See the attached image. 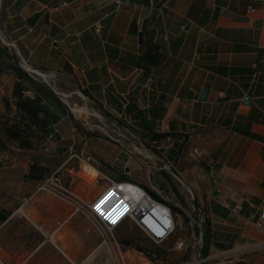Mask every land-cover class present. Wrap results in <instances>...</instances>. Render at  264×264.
Masks as SVG:
<instances>
[{"label": "crops", "instance_id": "1", "mask_svg": "<svg viewBox=\"0 0 264 264\" xmlns=\"http://www.w3.org/2000/svg\"><path fill=\"white\" fill-rule=\"evenodd\" d=\"M250 2L4 0L0 15V44L26 73H52L79 91L63 94L68 105L45 84L65 106L56 136L65 126L74 131V113L85 109L105 118L89 131L129 125L141 134H170L169 155L181 146L171 158L174 171L191 193L206 195L214 244L248 249L223 264H264V221L253 225L264 203V9L250 11ZM151 44L161 61L145 70L140 56ZM13 81L10 70L1 72L0 114ZM203 89L208 97L200 102ZM8 148L0 151V216L11 212L7 223L20 215L35 229L55 224L51 239L77 215L57 212L39 183L24 181L34 152ZM223 203L242 210L229 216Z\"/></svg>", "mask_w": 264, "mask_h": 264}, {"label": "rangeland", "instance_id": "2", "mask_svg": "<svg viewBox=\"0 0 264 264\" xmlns=\"http://www.w3.org/2000/svg\"><path fill=\"white\" fill-rule=\"evenodd\" d=\"M3 3L4 0H0V14ZM53 82L50 86L70 105V98H64V95L74 98L71 93L77 94L79 91L65 79ZM90 113L85 109L75 112L74 116L79 120L75 130L62 127L59 135L35 150L29 161L35 160L46 166L49 170L47 176H52L55 182L87 205L102 193L108 182L106 179L116 180L124 176L184 214L186 221L179 213L175 214V231L160 245L149 241L127 220L123 221L113 234L128 249L129 261L142 264L148 261L155 264H223L226 257L246 254L248 249L241 252L219 250L211 238L206 245L203 244V230L209 226L210 232L214 231L211 228L212 215L205 205L206 195L191 193L188 182L176 174L172 159H169L168 146L171 142L168 139L151 142L147 134L136 132L129 125L126 131L121 132L116 130L113 133L105 129L89 131L90 125H102L105 119L100 114L93 116ZM69 121H73L72 117ZM42 193L52 199L51 205L57 212L68 215L73 211L69 204L52 194ZM85 204H82L84 208ZM18 216L0 224V258L8 264H111L99 233L94 232L80 216L69 219L52 237L55 245L49 239V235L55 231L52 230L55 224L50 229L39 226L35 229ZM131 240L129 245L125 243ZM60 248L64 254L59 251Z\"/></svg>", "mask_w": 264, "mask_h": 264}, {"label": "built area", "instance_id": "3", "mask_svg": "<svg viewBox=\"0 0 264 264\" xmlns=\"http://www.w3.org/2000/svg\"><path fill=\"white\" fill-rule=\"evenodd\" d=\"M249 10L264 9V0H251ZM44 84L50 85L55 75L30 70ZM49 136L47 140L51 139ZM194 159L202 162L203 156L193 150ZM207 162V161H206ZM210 165V162H207ZM102 193L87 205L77 195L55 182L48 175L39 183L38 191L52 194L54 197L69 204L73 209L71 216L83 218L94 232L99 233L101 244L106 248L111 264H142L129 261V251L122 241L117 240L113 232L125 220L137 227L138 230L153 244L166 242L175 231V214L170 206L161 200L153 198L141 185L132 180H108ZM133 188V190H131ZM85 204L86 208L82 206ZM229 216H238L242 210L241 204H221ZM259 217L253 221L256 228H262L264 221V203L260 205ZM50 239V238H49ZM0 264H8L0 258ZM146 264H155L148 261Z\"/></svg>", "mask_w": 264, "mask_h": 264}, {"label": "trees", "instance_id": "4", "mask_svg": "<svg viewBox=\"0 0 264 264\" xmlns=\"http://www.w3.org/2000/svg\"><path fill=\"white\" fill-rule=\"evenodd\" d=\"M3 9V7H2ZM2 14V10H1ZM0 14V15H1ZM0 44V74L4 70H10L14 76L10 97H3L4 111L0 114V151L7 150L8 145H15L17 149L34 152L39 147H43L49 136L56 137L53 126L59 120L58 113L64 112L65 106L59 101L53 90L47 87L35 76L26 73L19 66L18 59L8 54L5 47ZM157 45L151 44L141 54V67L145 70L148 66L155 67L160 65L161 55ZM2 58L7 59L3 62ZM147 134V135H146ZM149 141L156 143L160 140H167L170 134H153L146 132ZM179 152L181 146H174ZM175 149L171 150L169 158L175 155ZM49 170L46 166L38 164L35 160L30 161L27 172L23 179L27 182L41 183L45 180ZM130 180L128 177L120 176L116 181ZM153 198H158L156 194L145 188ZM173 213H179L186 221L184 214L178 209L170 206ZM7 216H0V222L4 223ZM203 244L214 240V235L210 232L209 226L202 232ZM131 241L125 242L129 245ZM219 250H224L225 245H215ZM139 251L146 253L145 250L138 248Z\"/></svg>", "mask_w": 264, "mask_h": 264}, {"label": "water", "instance_id": "5", "mask_svg": "<svg viewBox=\"0 0 264 264\" xmlns=\"http://www.w3.org/2000/svg\"><path fill=\"white\" fill-rule=\"evenodd\" d=\"M139 43H141V35H139ZM207 95H208V90L207 89L201 90V92L199 94L198 101H200V102L206 101V99L208 97ZM242 103L245 104V105H250L251 102L248 99H244Z\"/></svg>", "mask_w": 264, "mask_h": 264}, {"label": "bare ground", "instance_id": "6", "mask_svg": "<svg viewBox=\"0 0 264 264\" xmlns=\"http://www.w3.org/2000/svg\"><path fill=\"white\" fill-rule=\"evenodd\" d=\"M94 172L97 174V171L96 170H94ZM53 237V236H52ZM52 237H51V241H52V243L54 244V242H53V240H52ZM55 245V244H54ZM56 248H58L57 246H56ZM60 251V250H59ZM61 252V251H60ZM62 253V252H61ZM63 254V253H62Z\"/></svg>", "mask_w": 264, "mask_h": 264}]
</instances>
